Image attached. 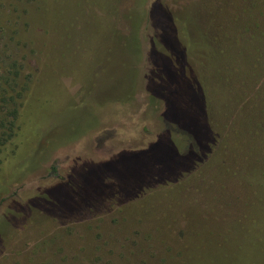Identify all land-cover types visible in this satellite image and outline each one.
I'll return each instance as SVG.
<instances>
[{
	"label": "rangeland",
	"instance_id": "obj_1",
	"mask_svg": "<svg viewBox=\"0 0 264 264\" xmlns=\"http://www.w3.org/2000/svg\"><path fill=\"white\" fill-rule=\"evenodd\" d=\"M83 1L0 0V141L18 107L25 109L23 119L36 117L27 119L32 128L24 126L20 133L18 155L0 164V264H197L188 247L161 235L162 227L141 225L129 196L111 190L120 185L129 193L157 173L152 160L127 154L160 141L150 148L160 156L166 147L165 104L147 88L154 47L167 55L156 37L153 8L160 5L172 21H182L193 0H144L137 13L138 0H97L112 17L90 8L77 14ZM194 21L191 39L201 33L206 44L227 47L229 61L216 71L234 82L236 93L231 108L216 109L213 124L219 146L227 144L225 159L245 171L264 168V0H209ZM252 50L263 57L251 69L254 58L245 54ZM187 62L185 76L192 80L193 59ZM156 77L171 81L164 72ZM194 95L189 92L187 100L194 101L195 112L199 96ZM172 100L177 108L181 95ZM18 144L9 142L2 150L13 154ZM137 167L143 176L129 180L124 174ZM90 172L110 175L101 180L104 192L87 188L83 201L73 189ZM58 185L66 190L49 193ZM164 188L146 190L147 197L168 209ZM250 195L232 197L233 212L241 213ZM252 210L254 224L240 236L247 248L225 264L263 261L264 214L256 206ZM200 225L212 231L204 230V237L219 252L217 222ZM199 231L188 230L196 241Z\"/></svg>",
	"mask_w": 264,
	"mask_h": 264
},
{
	"label": "trees",
	"instance_id": "obj_2",
	"mask_svg": "<svg viewBox=\"0 0 264 264\" xmlns=\"http://www.w3.org/2000/svg\"><path fill=\"white\" fill-rule=\"evenodd\" d=\"M83 2L77 8V14L86 15L89 8L99 15L108 14L97 0H84ZM208 2L209 0L189 2L186 5L185 19L182 21H172L167 10H164L160 5L154 6L152 18L158 33L156 37L158 42L166 48L167 55L158 52L154 47L151 55L153 69L147 88L153 98L165 104L163 120L167 127L162 134V142L167 149L165 147L162 154L156 156L151 150L154 145L160 142L156 141L146 150L127 153L144 155L145 158L152 160L157 173L152 175L142 187L138 186L130 190L129 193L126 191L127 187L121 188L120 185L116 186L117 188L112 186L111 190H117V194H121V196L123 194L129 196V204H133L132 210L138 215L140 224L155 228L154 230H160L162 227L165 231L162 230L161 235H168L166 238L172 236L178 239L179 243L181 242L188 247L191 253L190 258L196 259L197 264H225V261H229L242 248H247L241 243L240 236L247 235L250 230L249 227L254 224L255 214H257L252 210L254 206L258 207L264 214V192L262 189V185L264 186V168H255L251 171L237 168L236 164L232 162L233 160L227 161L225 159L223 147H226L227 144L219 146V136L213 127L216 109L220 107L231 108L236 88L234 82L226 81V78L222 76L219 78L216 71L221 62L227 63L229 61L226 55L227 47L223 44L221 46L220 42H217V47L206 44L201 33L198 35V40L191 39L189 28L195 24V14L200 8L204 9ZM143 4H145L144 0H138L134 13H137L138 8L143 7ZM162 18H167L168 21H162ZM79 20L81 19L79 18ZM152 43L155 41L153 40ZM131 46L133 47L132 44ZM256 54V51L253 50L245 54L247 57H252L251 59L254 58L255 63L250 66L251 69L258 65L260 59L262 60L263 56L256 57ZM189 58L193 59L192 68L195 76L192 80H187L188 78L185 76ZM247 70L249 71V69ZM162 72H164V77L170 78L169 84H165L163 77L162 79L156 77L157 74L161 76ZM237 78H241V76L238 75ZM244 80L247 81V78L244 77ZM159 83H161V88L156 89V84ZM189 92L194 93V97L196 94L199 96L197 101L195 100L197 103V106L194 107L195 112L193 110L194 101L187 100ZM178 93L181 95V102L176 108L177 105L174 104L172 98L175 94L178 97ZM13 100L12 103H15ZM24 111V108L18 107L12 113V121L7 125L8 133H4V139L0 141V164H4L5 158L11 155L15 158L18 155L22 143L20 133L23 127L28 125L32 128L27 119L32 117L35 119L36 117L31 116L23 119ZM0 125H3L2 120H0ZM166 136H171V139L165 141ZM18 141L19 144L13 154H7L4 152L5 150H2L9 142L16 145ZM202 167L205 169L204 172ZM150 169V166H147L146 170ZM211 171L212 174H210ZM120 173L122 175L124 171L121 170ZM127 173L124 175H127L129 180L143 176L139 175L138 167L136 169L131 168L130 173L128 171ZM107 175L110 174L100 177L90 172L86 181L79 182L73 190L78 192L83 201H86L85 198L88 199L89 195L86 196L82 193L83 190L89 188L94 192L96 190H101V193L104 192L101 180ZM122 176L118 178L124 183ZM207 176L210 181L202 184ZM161 186L165 187L163 193L168 199V209L159 205V202H152L153 200L151 201L147 197L146 190ZM65 187V185H58L49 193H60ZM248 192L251 193V199L246 200L245 208L241 210V213L233 212L234 210L229 203L230 199L235 197L244 200ZM68 195L69 198H72L70 191ZM81 199L80 201H82ZM141 206L146 208V211L144 210L146 217L142 215ZM210 219L216 221L221 230L220 239L215 244L219 252H215L212 241L204 237L205 227L200 225L201 222H207L208 225ZM156 220L161 221L159 226L155 225ZM188 223L201 230L198 236L199 242L195 240L196 237L193 234L188 232L192 227ZM206 231L212 233L210 229H206ZM194 243L200 245L195 249L197 252H192L190 249ZM259 264H264V259Z\"/></svg>",
	"mask_w": 264,
	"mask_h": 264
}]
</instances>
